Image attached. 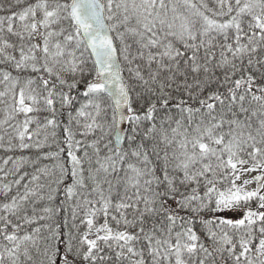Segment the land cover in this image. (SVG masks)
<instances>
[{
	"label": "snow or ice",
	"instance_id": "obj_1",
	"mask_svg": "<svg viewBox=\"0 0 264 264\" xmlns=\"http://www.w3.org/2000/svg\"><path fill=\"white\" fill-rule=\"evenodd\" d=\"M0 264H264V0H0Z\"/></svg>",
	"mask_w": 264,
	"mask_h": 264
},
{
	"label": "trees",
	"instance_id": "obj_2",
	"mask_svg": "<svg viewBox=\"0 0 264 264\" xmlns=\"http://www.w3.org/2000/svg\"><path fill=\"white\" fill-rule=\"evenodd\" d=\"M0 155H3L2 153H0Z\"/></svg>",
	"mask_w": 264,
	"mask_h": 264
}]
</instances>
